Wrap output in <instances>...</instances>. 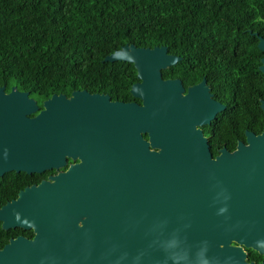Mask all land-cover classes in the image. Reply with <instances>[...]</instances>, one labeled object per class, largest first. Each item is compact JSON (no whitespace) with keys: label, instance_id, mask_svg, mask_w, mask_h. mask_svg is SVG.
Returning a JSON list of instances; mask_svg holds the SVG:
<instances>
[{"label":"water","instance_id":"1","mask_svg":"<svg viewBox=\"0 0 264 264\" xmlns=\"http://www.w3.org/2000/svg\"><path fill=\"white\" fill-rule=\"evenodd\" d=\"M104 61L133 64L141 105L82 90L39 109L0 87V177L79 161L0 207L3 230L33 233L10 239L0 264H256L247 250L264 257V129L213 158L198 127L224 106L204 81L183 96L162 79L179 57L126 44Z\"/></svg>","mask_w":264,"mask_h":264},{"label":"trees","instance_id":"2","mask_svg":"<svg viewBox=\"0 0 264 264\" xmlns=\"http://www.w3.org/2000/svg\"><path fill=\"white\" fill-rule=\"evenodd\" d=\"M255 32L264 36V0H0V87L27 92L39 109L52 95L82 90L125 102L133 99L136 70L104 58L126 44L167 47L184 58L190 83L200 79L203 57L236 58L248 61L236 83L226 69L233 62L216 61L218 75L213 67L204 72L220 78L228 107L235 86L236 104L243 113L248 107V131L257 133L264 53ZM17 192L11 180L0 179V207ZM19 234L32 237L31 231H5L0 223V249ZM247 252L248 261L264 260Z\"/></svg>","mask_w":264,"mask_h":264},{"label":"flooded vegetation","instance_id":"3","mask_svg":"<svg viewBox=\"0 0 264 264\" xmlns=\"http://www.w3.org/2000/svg\"><path fill=\"white\" fill-rule=\"evenodd\" d=\"M255 33L257 34L255 36L258 39L257 41V45H258L259 38L264 39V36L259 35L258 32H255ZM168 54L171 56L179 57L180 61H178L174 65L168 66L166 69L161 71L162 79L164 81H179L182 88L184 89V91L182 92L183 96L187 95L189 88L197 86L202 81H204V89L206 90L208 100L212 101L215 107L220 106V105L224 106V110L216 113L213 120H211L209 124L198 127L201 130L203 136L207 140L212 157L213 158L217 157L220 154L221 149H226L229 152L234 151L239 142L246 144V133L248 132V107L246 109V112L243 113L239 105L236 104L237 94L234 91L235 86L231 89V92H234V94L230 97L231 105L230 107H228V102L225 101L221 97L222 92L225 89L222 88L220 85V78H218L216 75L208 76L207 74H205L204 71H206V68L213 67L214 72L218 75L220 73V70H219L220 65H217L216 61L226 60V61L233 62L231 65L226 66V69H228L230 78H232L234 82L236 83L237 77L239 76L238 75L239 71H244V70L248 71V61H238L239 59H236V58L227 59V58H222V57H209V58L203 57L204 60L202 64L200 65V69L202 70L201 77L198 81L190 83L189 82L190 81L189 71L187 69L186 63L183 61L184 58L172 52L169 53V51H168ZM209 59H212L211 65L207 64ZM261 59H260V65L258 66V70H259V67L261 66ZM138 82L139 81L137 80V72H136V82L135 83H138ZM241 95L242 94L238 95L237 98L245 99V101H248L247 95L246 97H243ZM261 95L264 96V91H262ZM262 101H264V97H260L259 99V108L262 113L261 115H258V118H257V119L261 118V123H260L261 130H259V132L257 133L254 131H249L256 135L260 134L264 129V112L260 107ZM117 102L135 103L136 105H141V101L138 98H134V97L131 101H125V102L117 101ZM241 129L243 130L242 133H241ZM142 137L144 140H148V134L142 133ZM233 145L235 146L233 147ZM78 162H79L78 159H71L67 157L65 165L58 169H50V170H46L41 173H31V174H26L22 172L21 173L10 172V173L4 174L2 177H0V179L2 181H6V180L12 181V183L14 184V188L18 190L16 194V197H17L18 193L21 190L27 187L36 186L40 184L42 181H47L50 177L56 176L59 173H64L65 171L68 170V168L71 165H75ZM16 197L10 199L9 201L15 199ZM16 229H19V228H16ZM18 236H24V235L19 234L15 237L9 238V240L14 239ZM24 237L28 239H32L33 233H32V237H27V236H24ZM247 257H249L248 252H247ZM263 261H261L259 264H261Z\"/></svg>","mask_w":264,"mask_h":264}]
</instances>
